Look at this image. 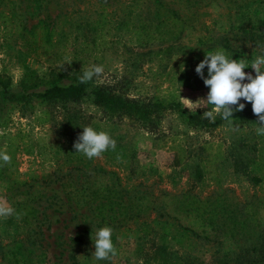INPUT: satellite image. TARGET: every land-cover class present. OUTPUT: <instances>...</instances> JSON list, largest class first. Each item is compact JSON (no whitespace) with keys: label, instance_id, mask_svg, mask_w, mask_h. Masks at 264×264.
<instances>
[{"label":"rangeland","instance_id":"374dc122","mask_svg":"<svg viewBox=\"0 0 264 264\" xmlns=\"http://www.w3.org/2000/svg\"><path fill=\"white\" fill-rule=\"evenodd\" d=\"M2 1L7 19L11 10L19 13L28 6L29 12L17 19L29 25L58 14V32L70 34L66 49L60 48L62 37L56 34L50 52L29 54L25 40L13 29L12 36L3 39L0 25V73L9 77L12 88L27 69L45 79L53 70L66 82L95 65L103 73L99 82H88L91 85H108L131 98L174 100L188 112L203 114L207 109L197 106L209 88L199 75L192 81L201 53L225 45L229 58H244L250 64L264 47V0H166L188 23L177 39L143 46L133 42L129 30L138 18L151 14L154 3L106 0L107 45L89 52H79L70 43L72 37L79 42L89 36L97 0H40L36 10L26 0ZM122 21L127 23L124 31ZM78 22L82 29L75 35L70 24ZM241 28L252 35L243 36ZM66 59L71 64L64 65ZM244 71L255 76L250 66ZM71 108L84 127L107 132L116 141L115 150L88 159L63 143V111L58 107L33 101L32 108L21 113L11 103L0 102V152L11 156L8 165L0 161V203L21 214L19 220L15 215L0 218V264H154L153 249L158 245L169 251L167 264H264V180L253 185L245 173L233 170L237 155L254 158L264 151V135H257V126L231 119L205 131L184 124L174 109H165L156 124L146 128L133 119L108 116L88 100ZM42 112L44 123L37 120ZM197 167L203 168L199 179ZM99 189L102 192H96ZM107 193L130 218L98 224L94 205ZM206 196L222 209L215 220L206 221L196 211ZM106 226L113 230L117 255L96 260L91 236L94 239ZM85 227L90 229L87 250L71 252V237Z\"/></svg>","mask_w":264,"mask_h":264},{"label":"trees","instance_id":"16d2710c","mask_svg":"<svg viewBox=\"0 0 264 264\" xmlns=\"http://www.w3.org/2000/svg\"><path fill=\"white\" fill-rule=\"evenodd\" d=\"M33 4V8L40 7V0H26ZM153 5V10L151 14L146 15V19L140 17L133 24V28L129 30L132 34L133 42L139 46L150 44L153 42H164L173 41L177 39L183 27L188 23L187 17H182L176 9L170 7L166 0H151ZM3 3L0 0V5ZM13 4V2H10ZM97 18L89 23L88 31L89 36H82L83 39L76 42L77 39L72 37L70 45H76L79 48V52H89L92 49H98L107 45V40L104 38V29L107 23V15L109 12L106 11V6L108 2L106 0H97ZM28 5V4H26ZM246 4H244L245 6ZM2 6V5H1ZM16 5L14 4L13 7ZM28 6H25L23 12L15 13L10 11L11 18L7 19L6 15L3 13V8L0 7V25L5 32L1 35L3 39H9L14 33L18 36L19 40H25L24 46L29 54H45L51 51L53 47V38L56 34L62 37L58 45L61 49H66L68 47V37L69 32L66 30L59 31V18L58 14L50 20L46 18H37L32 24H25V20L17 19L16 17L22 18L24 13L29 12L27 10ZM245 11V9H244ZM243 13V12H242ZM33 15V13H31ZM9 21H12L11 24ZM120 30L124 31L127 23L124 21L119 23ZM74 28V34H79L78 29H82L81 23L70 24ZM68 27L70 29L71 27ZM13 29L14 32H10ZM243 36L250 37L249 31L242 29ZM84 35V34H81ZM88 38V39H86ZM254 38V37H252ZM77 43V44H76ZM225 45L212 48L210 52H215L218 49L224 50ZM206 53L209 51H204L201 53L202 59L195 62L196 65L204 59ZM48 74L49 79L42 78L35 74L32 70H24L22 76L20 77L15 88L10 85V79L3 73H0V102L11 103L16 106L18 110L23 113L26 110L32 108L33 101L41 102L45 105H51L53 107H58L63 111L61 119V135L64 137L63 143H67L73 149L74 142L78 138V134L83 131V122L77 111L71 108L72 104L81 102L82 100H88L91 104L98 107L102 112L108 116L126 117L133 119L138 122L141 126L146 128H152L156 124V117L160 112L165 109H174L180 116L181 121L187 126L198 127L205 131L214 129L220 126L225 120L221 119L220 116L216 117L214 123H210L207 119L203 118V114L199 110H194L188 112L184 110L178 102L174 100H164L163 98H158L156 96L150 99H138L131 98L112 90L108 85H91L89 83H80L79 76L74 74L67 78L66 82L61 81L63 77L61 74L51 70ZM205 76L208 75L207 67L204 69ZM196 75V76H195ZM197 73L195 68L192 70V81H197ZM186 76L185 71L181 72L179 80H183ZM201 78V77H200ZM242 103H245V108L242 111H234L233 117L231 119L240 120L247 125H257L258 117L252 111L251 102L244 101L241 99ZM46 113L42 112L37 115V120L40 123L47 121L45 117ZM75 150V149H74ZM249 163L253 164L252 168L248 169L247 165ZM233 170L241 171L245 173L248 179L253 185L258 184L264 180V151L260 150L254 158H248L244 154H239L233 158ZM203 173V168H196L195 178H201ZM13 183L24 184V180L19 182L17 179L13 180ZM96 192H102V190H96ZM95 192V193H96ZM110 192V191H108ZM97 193V194H98ZM97 202L94 205L96 210V215L99 217L98 224H120L122 219L126 218L123 208V212L120 210V204L116 197L110 196V194H100L98 196ZM216 202L210 197H205L202 201L198 202V206H195L196 211L199 213L202 219L206 221L215 220L218 217V213L222 209L217 208ZM122 214V215H121ZM234 224V219L231 218ZM90 229L88 227L82 228L74 233L70 239L71 252L86 251L88 246L85 238L89 234ZM234 233V232H232ZM264 250V249H263ZM154 264H167L169 251L162 245L154 246ZM173 254V253H172ZM264 258V253L262 256ZM70 258L74 260V255L71 253ZM175 262H179V258L175 259Z\"/></svg>","mask_w":264,"mask_h":264},{"label":"clouds","instance_id":"9594fccd","mask_svg":"<svg viewBox=\"0 0 264 264\" xmlns=\"http://www.w3.org/2000/svg\"><path fill=\"white\" fill-rule=\"evenodd\" d=\"M71 62L72 60L66 59L64 65ZM249 66L255 71V76L244 71ZM205 67H207V76L204 74ZM195 71L203 79L204 85L209 88L206 98L200 99L203 103L197 106L207 109L202 115L204 119L214 123L216 117L220 116L221 119L232 123L234 111H242L245 108V103L241 102L243 99L251 102L252 111L258 117L257 135H264V47L261 48V54L257 55L250 64L244 58H229L223 49L206 53L204 59L196 65ZM102 73L103 68L94 65L83 69L78 79L80 83H88L94 78L99 82L98 78ZM245 80L248 82L245 83ZM73 147L75 152L93 159L100 158L110 149L114 151L116 141L107 132L83 127ZM119 158L118 156L117 159ZM0 161L3 165H8L11 163V156L6 152H0ZM13 215L18 220L21 218V214L13 207L0 203V218L7 219ZM112 231L106 226L96 231L94 239L91 236L96 260H110L117 255V249L111 239Z\"/></svg>","mask_w":264,"mask_h":264}]
</instances>
